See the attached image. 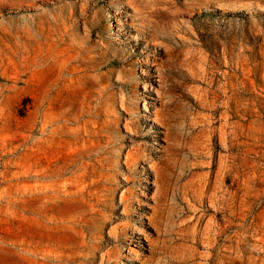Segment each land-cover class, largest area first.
<instances>
[{
    "label": "rangeland",
    "instance_id": "374dc122",
    "mask_svg": "<svg viewBox=\"0 0 264 264\" xmlns=\"http://www.w3.org/2000/svg\"><path fill=\"white\" fill-rule=\"evenodd\" d=\"M0 264H264V0H0Z\"/></svg>",
    "mask_w": 264,
    "mask_h": 264
}]
</instances>
